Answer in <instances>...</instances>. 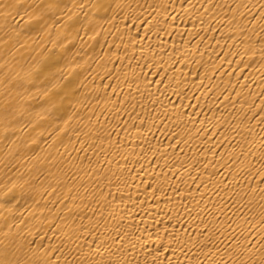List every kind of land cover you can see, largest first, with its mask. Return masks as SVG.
Returning <instances> with one entry per match:
<instances>
[{
    "label": "bare ground",
    "instance_id": "6f19581e",
    "mask_svg": "<svg viewBox=\"0 0 264 264\" xmlns=\"http://www.w3.org/2000/svg\"><path fill=\"white\" fill-rule=\"evenodd\" d=\"M48 3L0 0L10 259L264 264V0Z\"/></svg>",
    "mask_w": 264,
    "mask_h": 264
},
{
    "label": "snow or ice",
    "instance_id": "6c2138e0",
    "mask_svg": "<svg viewBox=\"0 0 264 264\" xmlns=\"http://www.w3.org/2000/svg\"><path fill=\"white\" fill-rule=\"evenodd\" d=\"M63 0H49V3L46 5L47 8H58ZM261 184H264V178L260 181ZM264 223V221H262ZM7 235V233H5ZM12 251L8 246H0V264H17V262L10 259L12 256Z\"/></svg>",
    "mask_w": 264,
    "mask_h": 264
}]
</instances>
